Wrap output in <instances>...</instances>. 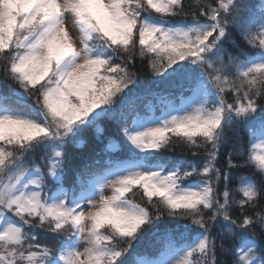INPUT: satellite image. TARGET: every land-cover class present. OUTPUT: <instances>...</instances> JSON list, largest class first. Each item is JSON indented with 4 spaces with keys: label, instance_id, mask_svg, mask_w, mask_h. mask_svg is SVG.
I'll return each mask as SVG.
<instances>
[{
    "label": "snow or ice",
    "instance_id": "6c2138e0",
    "mask_svg": "<svg viewBox=\"0 0 264 264\" xmlns=\"http://www.w3.org/2000/svg\"><path fill=\"white\" fill-rule=\"evenodd\" d=\"M196 3L0 0L18 86L0 90V264H264V0ZM137 52L156 79H136ZM102 125L128 163L66 188L68 147ZM173 137L203 162L166 159Z\"/></svg>",
    "mask_w": 264,
    "mask_h": 264
},
{
    "label": "trees",
    "instance_id": "16d2710c",
    "mask_svg": "<svg viewBox=\"0 0 264 264\" xmlns=\"http://www.w3.org/2000/svg\"><path fill=\"white\" fill-rule=\"evenodd\" d=\"M185 4H186V11H192L193 9L197 8L196 0H185ZM182 19L190 20L191 16H188V17H169V21H171V22H177V21H180ZM255 50L256 49H252L251 51L254 52ZM117 62H119V61H117ZM130 68H132L133 71L137 72V76H140V77H149V75L153 74L151 72V69H150L149 65H148L147 58H145L144 60H141V58L138 55V52H137V55H136V58H135V66L134 67L130 66ZM11 85H16V84L15 83H11ZM17 88H18V86H17ZM107 135H109L108 128H105L104 134L101 135L99 139H97L96 135H94V137H92L91 135H85L86 145L83 148L74 149L73 150L74 152L72 153V149L73 148L71 146L68 147V152H69L70 157H71V163H70V165L68 166V169H67L66 180L70 184H73V182L76 179V171L82 168V166H81L82 162L77 160L78 156H80L81 154L83 155L82 150H84V152H85L84 154H85L86 157L91 154V158H92V156L95 154V151H97V150L99 151L100 144H102V146L106 145L107 140H109V137H107ZM91 147H93V148L91 149ZM179 153L182 154V157H183L182 160L196 161V162H199L201 160V155L198 156V157H193L191 155L190 151L189 152L179 151ZM36 157H37V154H36ZM178 160H181V159H178ZM220 161L223 162L221 159H220ZM239 172H240V175L249 176V175L252 174V169H250V168L241 169V170H239ZM239 183H240L239 176L236 173H234L233 174L232 183H231L230 187L235 190V189L238 188ZM233 195L237 199L240 198L239 193L236 192V191L233 192ZM39 232L41 233L42 230H40ZM41 237H42V233H41ZM143 250L144 249L142 248L139 251L142 252ZM220 259H228V258L220 256Z\"/></svg>",
    "mask_w": 264,
    "mask_h": 264
},
{
    "label": "rangeland",
    "instance_id": "374dc122",
    "mask_svg": "<svg viewBox=\"0 0 264 264\" xmlns=\"http://www.w3.org/2000/svg\"><path fill=\"white\" fill-rule=\"evenodd\" d=\"M145 15H147V13H144ZM153 15L154 16H156V14L155 13H153ZM157 18H161V19H168L169 20V17H157ZM172 19V18H171ZM67 25H68V27H69V29H70V31H71V33H72V35H73V37L77 40V46H79V43H78V34H77V32H76V30L74 29V28H72V24H71V21L69 20L68 22H67ZM14 39H15V37H14ZM226 47H229L230 48V45H225ZM230 50H231V48H230ZM256 51V50H255ZM3 68V61L2 60H0V69H2ZM136 79L137 80H139V81H141L142 83H146L147 81H149V80H154V79H156V77L153 75V74H151V75H149V77H140V76H137L136 77ZM11 83H14V82H12L11 80H5L4 78H3V76L2 75H0V90H3V91H8V90H11V89H16L17 88V86L16 85H11ZM150 97V96H149ZM147 98L148 97H145L144 99H142L141 101H140V103L144 100H147ZM102 127H104V128H107V126H104V125H102ZM105 132V131H104ZM108 133H109V135H107V137H112V133H111V131L108 129ZM85 135H91L92 137H94V135H96L95 134V130H92V131H90L89 133H87V134H85ZM85 135H84V137H82V139H81V142L80 143H74V144H72L71 145V147L73 148L72 149V153L74 152L73 150L74 149H77L78 148V146L79 145H81V146H83L84 144H85ZM116 141H117V143H119V144H121L122 145V137H119V136H116V137H113ZM173 139V142L176 144V148H175V150L174 151H167L166 153H164V156H165V158L166 159H169V160H178V159H182L183 157H182V154H180L179 153V151H184V152H189L186 148H184V146L182 145V144H180L179 143V141L177 140V138H175V137H173L172 138ZM108 141V140H107ZM102 146V144H100V147ZM93 147H91V149H92ZM94 151V150H93ZM201 151V160L198 162V163H202L203 162V160L205 159V156L203 155V149H201L200 150ZM82 152H83V155L81 154L80 156H78V161H81L82 162V167L84 166V164H90L92 161H90V158H88V156L86 157L85 156V152H84V150H82ZM115 153V150H111V151H108V152H106V154H114ZM41 155V153H37V157H36V162L37 163H40V160H39V156ZM95 157H93L92 159H94ZM89 159V160H88ZM220 159L223 161V162H221L220 161V165L221 166H224L225 165V157H224V155L223 154H221V157H220ZM73 163V162H72ZM93 164V163H92ZM42 167H43V165H41ZM99 167V165H98V163H95L94 165H93V168L96 170L97 168ZM71 170V169H70ZM221 192L223 191V188H222V186H221ZM135 193H136V195H135V200H136V202H139V203H144V201L141 199V193L138 191V190H136V189H134L133 190ZM132 195V193H129V196H131ZM37 231H40V230H37ZM42 237H43V230H42ZM41 243H47L48 241H45V240H43V238H41V241H40Z\"/></svg>",
    "mask_w": 264,
    "mask_h": 264
}]
</instances>
